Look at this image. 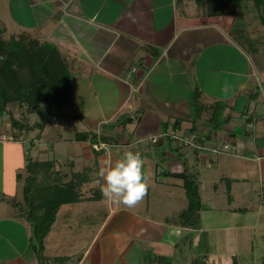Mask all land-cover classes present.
<instances>
[{"label":"crops","instance_id":"obj_1","mask_svg":"<svg viewBox=\"0 0 264 264\" xmlns=\"http://www.w3.org/2000/svg\"><path fill=\"white\" fill-rule=\"evenodd\" d=\"M212 2L0 0L5 37L28 33L65 56L75 80L73 110L83 116L59 119L52 126L60 128L50 136L45 129L16 132L0 115L10 126L5 134L0 126V192L22 201L27 174L18 170L25 169L27 156L52 160L53 177L63 181L74 172L87 178L82 198L57 209L41 258L31 245L29 223L0 199V264H174L187 232L207 228L197 217L215 208L201 193L207 169H224L219 180L225 181L230 202L232 184L262 179L264 211V101L263 115L254 101L257 73L264 94V48L259 52L234 34V10L250 14L251 1L227 8L222 24L220 14L211 12ZM215 103L223 105L219 126L213 125ZM83 131L95 138L77 140ZM61 142L74 144L77 153L58 156ZM96 142L103 145L100 150ZM48 149L56 158H49ZM126 151L141 154L150 177L145 198L134 208L109 200L100 190L103 181L97 183L100 169ZM181 173L199 183L203 207L193 213L197 228L187 223L184 181L172 175ZM7 186L16 197L8 196ZM230 202L218 211L244 210Z\"/></svg>","mask_w":264,"mask_h":264},{"label":"trees","instance_id":"obj_2","mask_svg":"<svg viewBox=\"0 0 264 264\" xmlns=\"http://www.w3.org/2000/svg\"><path fill=\"white\" fill-rule=\"evenodd\" d=\"M250 1L260 24L264 26V0ZM240 2L241 0H213L211 12L224 14L227 8L235 9ZM74 84L75 80L70 76L67 60L56 46L40 42L28 33L7 38L0 28V115L7 113L11 105H17L25 107L29 113H36L39 117L38 121L29 126L11 116L10 123L13 127L17 126L26 131L37 128L41 134L47 125H53L61 118L82 119V114L73 110ZM222 107L223 105L217 103L211 107L212 110L216 108L213 121L215 126L222 122ZM87 138L93 139L95 134L89 136L88 132L83 131L76 135L77 140ZM100 142L103 143V139ZM52 167V160L37 161L27 156L25 169L28 174L22 187L23 201L8 199L0 192V199L15 207L21 217L29 223L31 245L39 258L42 257L44 239L57 209L64 203L79 201L82 198L81 185L87 180L84 172H74L67 181H63L62 176H57L53 181ZM172 175L179 176L184 181L188 198L186 219L189 224V218L201 207L199 183L188 174ZM19 178L20 174H17V179ZM238 262V258L234 256L232 264ZM245 264H264V258L260 262L248 260Z\"/></svg>","mask_w":264,"mask_h":264},{"label":"rangeland","instance_id":"obj_3","mask_svg":"<svg viewBox=\"0 0 264 264\" xmlns=\"http://www.w3.org/2000/svg\"><path fill=\"white\" fill-rule=\"evenodd\" d=\"M242 2L244 0H241ZM246 1V0H245ZM250 2V0H247ZM235 12V33H238L239 36H243L247 39V44L252 47L257 48L259 52H263L264 43H263V33L261 28L264 29L257 18V13L252 7V11L244 12L241 10H234ZM245 13L239 17L240 13ZM223 20H226V17L223 14L219 16V22L222 24ZM222 25L221 27H223ZM237 38H240L238 37ZM234 41L238 43L236 37H233ZM253 53V51H252ZM261 74L257 73L254 76V79L257 82L256 90L254 93L257 97L254 99L255 104L260 108L261 114L263 115V84L260 82ZM255 82V83H256ZM226 95L221 91V98ZM198 106V105H197ZM11 108L8 109V112L2 116H7V121H10L11 116H15L17 120L22 122L25 125H33L34 122L39 120V117L36 113H29L25 107H18L16 105H11ZM259 112V111H258ZM77 124V122H75ZM0 126L4 127L2 133H6V130H10V126L2 124ZM16 132L20 129L16 126H11ZM60 127L58 125H47L45 128V134L54 136L56 130ZM33 131V132H30ZM28 131L29 135L33 134L35 131H38L37 128ZM28 147L29 144L25 145ZM58 148L59 155L48 149L49 158H56V156H64V158L69 157V154L77 153V148L74 144L60 143L56 144ZM250 148V146H249ZM230 151L228 148L225 150ZM263 164V160L261 161ZM26 169L21 168L18 172H21L22 175L28 174ZM223 170V171H222ZM215 170H206L205 173H209L208 177H205L203 183V189L201 190L204 202L212 205V210L205 212L197 217V224L203 223L206 221V227L204 230H194L192 229L185 238H183L179 243V248L176 249V253L173 257L174 264H232V260L235 257L238 258V264H245L247 261L260 262L264 258V217H263V183L262 179L257 181H250L246 183L235 182L232 184V189L234 193V201H229L227 199V192L225 191L226 183L225 181L220 182L219 176L224 172V169ZM56 178L53 177L54 181ZM214 181V182H213ZM25 180L23 181V183ZM213 183L216 185L215 189ZM243 187L247 189L241 193L237 191ZM13 188V187H12ZM11 186H7L8 196L11 198L16 197L11 192ZM20 193V190L18 191ZM4 194V193H3ZM5 195V194H4ZM7 195V194H6ZM5 195V196H6ZM23 201V199H22ZM229 202L232 206L237 207L239 210L242 208L244 210L239 213L229 214L224 210V213L218 211V206L223 208L226 207ZM202 207L199 208V212H202ZM237 209V210H238ZM238 210V211H239ZM243 212V213H242ZM204 213V212H203ZM192 217V216H191ZM189 218V220L191 219ZM196 224V225H197ZM195 226V224H194ZM230 226V228H226ZM195 228H197L195 226ZM192 236H195L194 243L190 244V239ZM181 249V250H180ZM244 260V262H241Z\"/></svg>","mask_w":264,"mask_h":264},{"label":"clouds","instance_id":"obj_4","mask_svg":"<svg viewBox=\"0 0 264 264\" xmlns=\"http://www.w3.org/2000/svg\"><path fill=\"white\" fill-rule=\"evenodd\" d=\"M144 160L139 152L126 151L107 169H100L101 192L109 200L134 208L145 198L150 177L143 170Z\"/></svg>","mask_w":264,"mask_h":264},{"label":"water","instance_id":"obj_5","mask_svg":"<svg viewBox=\"0 0 264 264\" xmlns=\"http://www.w3.org/2000/svg\"><path fill=\"white\" fill-rule=\"evenodd\" d=\"M189 222H190L191 224H195V225H196V223H195V215H192V217H191V219L189 220Z\"/></svg>","mask_w":264,"mask_h":264},{"label":"built area","instance_id":"obj_6","mask_svg":"<svg viewBox=\"0 0 264 264\" xmlns=\"http://www.w3.org/2000/svg\"><path fill=\"white\" fill-rule=\"evenodd\" d=\"M3 138H5V136H3ZM103 145H101L100 143H99V145H94V147L95 148H101Z\"/></svg>","mask_w":264,"mask_h":264}]
</instances>
